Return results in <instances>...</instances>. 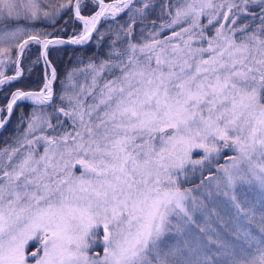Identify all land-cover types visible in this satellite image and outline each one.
I'll list each match as a JSON object with an SVG mask.
<instances>
[{"label": "snow or ice", "instance_id": "1", "mask_svg": "<svg viewBox=\"0 0 264 264\" xmlns=\"http://www.w3.org/2000/svg\"><path fill=\"white\" fill-rule=\"evenodd\" d=\"M90 41L61 79L52 52ZM32 47L42 86L13 90ZM9 63L0 134L31 110L0 147V264H264V0H0Z\"/></svg>", "mask_w": 264, "mask_h": 264}, {"label": "trees", "instance_id": "2", "mask_svg": "<svg viewBox=\"0 0 264 264\" xmlns=\"http://www.w3.org/2000/svg\"><path fill=\"white\" fill-rule=\"evenodd\" d=\"M158 12L159 9H157V13ZM67 17L69 18L68 15H64L63 19L59 20L55 27H52L48 24H44L40 26L46 27L50 32H53L54 35L67 36L66 34L69 33V31L68 32L67 30L57 31V29H61L60 27H58V25H60L59 23H63V21ZM100 27L102 29L106 27L103 21L101 22ZM106 49H107L106 42L102 47L99 48L96 46L95 41H90L85 46L66 45V46H62L59 51H53L52 54L50 55V59L57 66L58 72L60 74V78L64 79V74L67 71L71 70L72 68L76 67L81 59H84L86 61L89 57H97V56L103 57ZM37 55H38V51L35 47H32L31 50L26 53L25 57L21 61L24 75H22L17 82H14L13 90L15 88H22L26 90V89H38L39 87H41L44 79V68L42 62L39 64L33 63ZM0 70H3L6 74L12 73L15 70V65L9 63L8 67H4ZM60 87L61 85L59 83L54 85V88L57 92H59ZM2 95H4V93H0V102L3 104L4 99L1 97ZM30 110H31L30 102L19 103L18 106L15 107L14 113L11 118V123L8 125V130L0 134V147H3L4 141L10 140L11 135L14 134L17 121L19 120L20 116L22 114L24 116H27ZM229 153L230 152L225 151L223 155L226 156L229 155ZM223 159H224L223 157L219 159V162L222 161ZM196 175L198 176L199 173H197ZM32 249L33 247L31 245L29 249V253L33 251ZM91 251H94V253L101 252L102 245L97 244L96 248H93V250Z\"/></svg>", "mask_w": 264, "mask_h": 264}, {"label": "rangeland", "instance_id": "3", "mask_svg": "<svg viewBox=\"0 0 264 264\" xmlns=\"http://www.w3.org/2000/svg\"><path fill=\"white\" fill-rule=\"evenodd\" d=\"M105 1H111V0H105ZM90 12H91V10L85 11L83 14L88 15V14H90ZM66 19L68 20L69 18L67 17V18H65V20ZM59 24L60 25H58V27H60L61 29L66 27L67 32L69 31V33L66 34L67 36H71L73 34V29H75L77 32L81 29V24L79 22H73L71 20L69 21V23L66 26L64 25V23H59ZM54 36H58V35H54ZM4 67H8V64H6ZM20 68H21L22 73H23V66H22V64H20ZM14 72H15V70L12 73H8L7 75H9V74L10 75H13ZM6 95L7 94L4 93V95H2L1 97L4 99V97ZM5 102H6L5 99H4V103L3 104L0 102V107H3V105L5 104ZM200 155H201L200 151L197 150L196 152L193 153V159H199L200 158ZM229 155H231V153H229ZM225 162H226L225 159H223L219 163L220 164H223ZM81 171H82V169H80L79 166H77V172H76V174L79 175ZM186 186H191V185H186ZM254 196H255L254 193L253 194H250V197L249 198L251 199ZM216 226L219 227V225H216ZM242 226H244V222L243 221H239V220H235V219L231 220L230 223H229V225H228L229 229L239 228V227H242ZM100 230H101V232H100ZM102 238H103V229H102V225H101L100 228L97 230V235H96L97 244H99V241H101ZM97 244L93 245V248H96ZM31 245L33 247L32 250L35 251L39 247V238H37V239L32 240V241L29 242V245H28L29 248L27 247V251L28 252H29V249H30V246ZM93 248H92V250H93ZM95 251H97V250H95ZM98 253L102 255L103 254V249H102L101 252H98ZM39 254H42V252H40ZM93 254H94V251H91L90 250L89 255H93ZM30 264H35L34 260L33 261H30Z\"/></svg>", "mask_w": 264, "mask_h": 264}, {"label": "water", "instance_id": "4", "mask_svg": "<svg viewBox=\"0 0 264 264\" xmlns=\"http://www.w3.org/2000/svg\"><path fill=\"white\" fill-rule=\"evenodd\" d=\"M106 3L107 2H111V1H105ZM55 37H59V38H64V39H67L69 38L70 36H55ZM10 75V74H9ZM26 90H34V89H26Z\"/></svg>", "mask_w": 264, "mask_h": 264}, {"label": "bare ground", "instance_id": "5", "mask_svg": "<svg viewBox=\"0 0 264 264\" xmlns=\"http://www.w3.org/2000/svg\"><path fill=\"white\" fill-rule=\"evenodd\" d=\"M106 3V2H105ZM107 3H110V2H107Z\"/></svg>", "mask_w": 264, "mask_h": 264}]
</instances>
